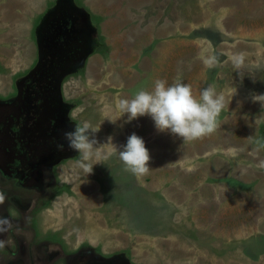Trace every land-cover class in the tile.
I'll return each instance as SVG.
<instances>
[{
  "label": "rangeland",
  "instance_id": "rangeland-1",
  "mask_svg": "<svg viewBox=\"0 0 264 264\" xmlns=\"http://www.w3.org/2000/svg\"><path fill=\"white\" fill-rule=\"evenodd\" d=\"M46 47L60 104L74 126L99 129L89 133L98 152L56 167L53 196L28 223L31 251L61 243L73 257L94 251L95 264H264V106L251 99L264 94V0H0V101L36 65L47 70ZM177 78L197 98L209 85L225 98L216 130L185 144L118 107ZM132 134L150 154L141 176L115 149ZM108 137L115 147H103Z\"/></svg>",
  "mask_w": 264,
  "mask_h": 264
},
{
  "label": "flooded vegetation",
  "instance_id": "flooded-vegetation-1",
  "mask_svg": "<svg viewBox=\"0 0 264 264\" xmlns=\"http://www.w3.org/2000/svg\"><path fill=\"white\" fill-rule=\"evenodd\" d=\"M72 25L70 23L69 26ZM79 30L85 33L82 28ZM76 38L72 33L71 36L65 37V42L74 43ZM35 39L38 43L37 36ZM45 41L43 40V43ZM67 44H63V47L65 48ZM36 45L39 51V45ZM96 45H98L97 42ZM60 48L62 47L58 44L54 45V49ZM43 53L44 58L41 55ZM61 55L62 53H55V56L61 57ZM38 58L42 63L45 60L47 70L40 73L38 69L35 70L36 65L32 71L30 69L31 72H26L23 79L14 80L13 91L8 97H2L3 100L0 101V193L6 197L3 204H0V215L10 217L14 224L8 234L0 235V239L7 240L3 248L6 251L4 258L6 261L3 263L95 264L97 257L92 250H83L73 257L65 253L61 243L50 244V248L55 246V250L51 249L54 252L50 248L40 247L31 251L28 247L31 246L29 240L32 239V234L30 237L28 235L30 233L28 223L44 207V200L48 199L49 201H45L50 202L53 196L50 194L52 187H49L56 183L54 170L70 160L73 155L71 153L73 151L67 147L63 134L75 128V123L69 119L71 108L65 103L60 104L59 83L55 84L52 78L57 65L56 61L47 54V47L43 48L40 54L38 53ZM87 66L86 63L85 68ZM63 67L65 71L70 70L68 63H64ZM59 72H61L60 69ZM43 75L45 78L39 81L40 76ZM47 82L48 86L44 88ZM59 144L64 145L63 150L58 149ZM22 192L30 197L23 199ZM49 243L45 242L40 246L49 245ZM56 245L59 247L57 248ZM35 253L39 255V258L30 262ZM106 264H115V262Z\"/></svg>",
  "mask_w": 264,
  "mask_h": 264
},
{
  "label": "clouds",
  "instance_id": "clouds-1",
  "mask_svg": "<svg viewBox=\"0 0 264 264\" xmlns=\"http://www.w3.org/2000/svg\"><path fill=\"white\" fill-rule=\"evenodd\" d=\"M242 57L237 58L241 61ZM206 63H210L206 61ZM254 103L264 106V94L251 95ZM225 104V98L218 94L213 85L201 90L199 97L194 95L190 85L182 83L179 78L171 85L164 80H157L151 91L140 90L130 99H121L119 109L128 115V122L142 116H149L154 121L155 127L160 132H170L181 138L185 143L199 140L212 134L218 125V118ZM74 115L70 110L69 119ZM96 133L89 122L75 125L74 130L65 132L64 139L68 149L78 152L83 160L87 161L98 152L96 141L90 138L89 133ZM59 150L64 149L63 144L57 145ZM103 147H115L112 137ZM118 158L124 165V170L136 176H141L150 170L148 167L150 154L142 138L136 134L128 137L123 150H117ZM111 153L105 154L107 158ZM264 166V165H262ZM85 171L92 172L91 165L85 167ZM6 197L0 193V204ZM14 227L13 221L8 216L0 215V235L8 234ZM7 240L0 239V249L4 248Z\"/></svg>",
  "mask_w": 264,
  "mask_h": 264
},
{
  "label": "crops",
  "instance_id": "crops-1",
  "mask_svg": "<svg viewBox=\"0 0 264 264\" xmlns=\"http://www.w3.org/2000/svg\"><path fill=\"white\" fill-rule=\"evenodd\" d=\"M99 187H100V186H99ZM100 193H101V195H102V194L104 195V192H103V190H101V192H100ZM102 197H103V196H102ZM110 203H113V202L111 201Z\"/></svg>",
  "mask_w": 264,
  "mask_h": 264
},
{
  "label": "water",
  "instance_id": "water-1",
  "mask_svg": "<svg viewBox=\"0 0 264 264\" xmlns=\"http://www.w3.org/2000/svg\"><path fill=\"white\" fill-rule=\"evenodd\" d=\"M112 262V260H110L108 263Z\"/></svg>",
  "mask_w": 264,
  "mask_h": 264
}]
</instances>
